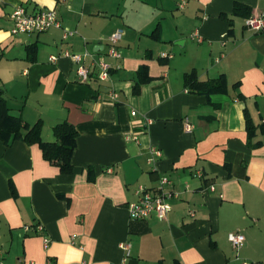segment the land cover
Returning a JSON list of instances; mask_svg holds the SVG:
<instances>
[{
	"label": "crops",
	"instance_id": "crops-1",
	"mask_svg": "<svg viewBox=\"0 0 264 264\" xmlns=\"http://www.w3.org/2000/svg\"><path fill=\"white\" fill-rule=\"evenodd\" d=\"M179 4L0 0V92L11 113L30 126L41 121L46 142L62 122L78 131L71 174L37 144L0 140L3 264H120L123 242L128 264H264V30L245 25L264 0ZM236 4L249 10L235 14ZM18 6L55 9L75 34L12 36ZM119 29L122 58L110 60L109 81L93 75L83 84L71 60H50L66 50L99 56ZM194 72L201 82L223 75L227 92L191 91L185 76ZM247 113L256 126L250 143ZM163 176L176 193L167 220L131 219L138 187L154 189ZM231 232L245 236L241 249Z\"/></svg>",
	"mask_w": 264,
	"mask_h": 264
},
{
	"label": "built area",
	"instance_id": "built-area-1",
	"mask_svg": "<svg viewBox=\"0 0 264 264\" xmlns=\"http://www.w3.org/2000/svg\"><path fill=\"white\" fill-rule=\"evenodd\" d=\"M187 0H180L179 7L183 8ZM13 21V27L11 29L12 36L19 35H34L41 34L50 31L51 29L63 30V40H68L73 36L75 32L63 29L59 19V15L55 9H41L34 12H28L24 6H18L11 14ZM246 27L250 30L258 33L264 30V12L260 15L251 16L246 20ZM124 31L119 29L115 31L108 39V49L97 56L95 54L86 52L83 54L73 53L66 50L62 56H51L52 62H57L60 58H66L71 60L77 66V75L79 81L83 84L90 83L91 77L94 75L100 82L109 81L111 78V71L113 69L110 63L111 59H121L122 52L119 48V43L122 40ZM198 38L194 35L192 38ZM170 55L163 53L162 58H169ZM117 94L112 93V98L117 99ZM132 117H137L138 113L135 110L131 111ZM186 130L191 132L193 126L186 122ZM136 139V137H134ZM152 154L156 157H160L161 153L158 150H152ZM200 176L201 174L198 173ZM173 181L163 176L160 179L158 187L154 189L147 188L145 186H139L136 190L137 201L130 204L128 207L129 216L133 220H147L151 216L156 215L160 220H167L171 211L169 200L176 196L173 190ZM212 190L215 187H211ZM38 230H43V227L39 226ZM25 231H29V227H25ZM228 239L232 246L239 250L243 247L245 242V236L239 232H231L228 235ZM120 248L124 253L123 260L120 264H128L132 255L131 243L123 242L120 244ZM4 249L0 244V264H3ZM24 264H36L31 261ZM249 264V263H244Z\"/></svg>",
	"mask_w": 264,
	"mask_h": 264
},
{
	"label": "trees",
	"instance_id": "trees-1",
	"mask_svg": "<svg viewBox=\"0 0 264 264\" xmlns=\"http://www.w3.org/2000/svg\"><path fill=\"white\" fill-rule=\"evenodd\" d=\"M249 10L242 4L235 5V14ZM249 18V13L245 15ZM185 84L191 91L200 95L210 96L217 93L227 92L225 77L206 82L198 80L195 72L185 76ZM246 127L249 135V143L256 135V126L252 119L246 114ZM43 123L39 121L33 126L11 113L7 100L0 92V140L6 144L21 140L28 145H39L46 161L60 168L61 173L71 174L73 172L72 156L77 145L78 131L72 124L62 122L53 127L54 142H46L42 138ZM259 144L255 146H259Z\"/></svg>",
	"mask_w": 264,
	"mask_h": 264
}]
</instances>
